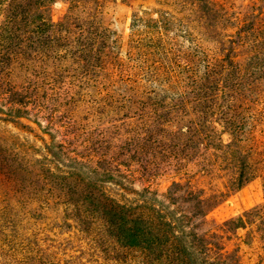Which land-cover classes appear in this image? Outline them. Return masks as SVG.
Here are the masks:
<instances>
[{"label": "rangeland", "instance_id": "374dc122", "mask_svg": "<svg viewBox=\"0 0 264 264\" xmlns=\"http://www.w3.org/2000/svg\"><path fill=\"white\" fill-rule=\"evenodd\" d=\"M0 264H264V0H0Z\"/></svg>", "mask_w": 264, "mask_h": 264}, {"label": "trees", "instance_id": "16d2710c", "mask_svg": "<svg viewBox=\"0 0 264 264\" xmlns=\"http://www.w3.org/2000/svg\"><path fill=\"white\" fill-rule=\"evenodd\" d=\"M137 228H138L137 230H132V229H131V230H132V234H133L134 236H137V235H140V236L143 235V236H144V235H145V232H146V231H145V227H144V228L137 227ZM133 235H132V236H133Z\"/></svg>", "mask_w": 264, "mask_h": 264}]
</instances>
